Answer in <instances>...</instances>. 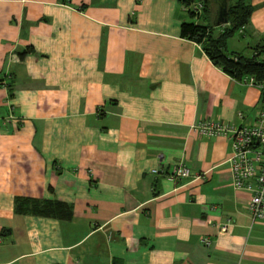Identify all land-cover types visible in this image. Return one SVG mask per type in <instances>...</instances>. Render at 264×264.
<instances>
[{
  "label": "crops",
  "instance_id": "0c3cea01",
  "mask_svg": "<svg viewBox=\"0 0 264 264\" xmlns=\"http://www.w3.org/2000/svg\"><path fill=\"white\" fill-rule=\"evenodd\" d=\"M247 1L235 36L251 56L264 0ZM183 22L203 19L176 0H0V264H264L231 141L195 130L254 126L261 93L181 38ZM178 166L192 178L170 180ZM17 198L70 216L17 215Z\"/></svg>",
  "mask_w": 264,
  "mask_h": 264
},
{
  "label": "trees",
  "instance_id": "16d2710c",
  "mask_svg": "<svg viewBox=\"0 0 264 264\" xmlns=\"http://www.w3.org/2000/svg\"><path fill=\"white\" fill-rule=\"evenodd\" d=\"M60 3L68 4L70 0H58ZM182 7H190L196 2L202 3L203 9L199 15L188 11L191 18L203 19L202 23L183 22L180 25V37L201 45L204 53L210 61L219 67L224 73L236 80L253 78L259 83L264 77V46L255 47L251 56L243 53L228 51L227 40L240 33L248 24L252 15V6L247 0H225L227 9V22L219 36H214L216 26L210 23L208 15L212 6L216 11L223 0H176ZM31 49L18 53L23 58ZM15 213L17 215L32 214L43 218H58L59 210H66L70 216L69 209L56 203H40L30 199H15Z\"/></svg>",
  "mask_w": 264,
  "mask_h": 264
},
{
  "label": "built area",
  "instance_id": "2783aa9c",
  "mask_svg": "<svg viewBox=\"0 0 264 264\" xmlns=\"http://www.w3.org/2000/svg\"><path fill=\"white\" fill-rule=\"evenodd\" d=\"M199 15L203 9L202 3L196 2L190 7H183ZM247 85L256 87L261 93V108L256 113L255 125H244L239 128L225 127L220 123L208 122L199 124L195 130L206 137H228L232 145V154L228 165L232 177V187L235 191H244L251 195L247 211L253 224L264 221V77L259 83L253 78L244 80ZM241 118V116H239ZM156 173V172H154ZM195 181H203L204 177L194 176ZM192 178L190 171L184 166H178L171 172L169 179L178 182ZM230 225L220 226L219 233L224 234ZM209 245L208 242H205Z\"/></svg>",
  "mask_w": 264,
  "mask_h": 264
},
{
  "label": "rangeland",
  "instance_id": "374dc122",
  "mask_svg": "<svg viewBox=\"0 0 264 264\" xmlns=\"http://www.w3.org/2000/svg\"><path fill=\"white\" fill-rule=\"evenodd\" d=\"M234 37L235 38H233L234 39L233 43H235V44H233V45L228 44L227 45L228 50L243 53L244 55H249L250 50H249V48H247V44H249V42L242 41L243 39L239 38L238 36H234ZM230 43H231V41H230Z\"/></svg>",
  "mask_w": 264,
  "mask_h": 264
},
{
  "label": "water",
  "instance_id": "95a60500",
  "mask_svg": "<svg viewBox=\"0 0 264 264\" xmlns=\"http://www.w3.org/2000/svg\"><path fill=\"white\" fill-rule=\"evenodd\" d=\"M227 5L225 0H223V2H221L218 6L217 9V16L216 19L214 21V25L217 26H221L224 25L227 22V9H226Z\"/></svg>",
  "mask_w": 264,
  "mask_h": 264
}]
</instances>
